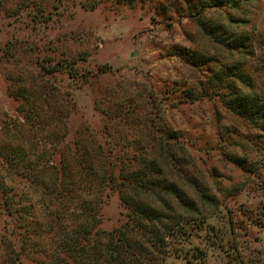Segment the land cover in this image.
<instances>
[{"label":"rangeland","instance_id":"1","mask_svg":"<svg viewBox=\"0 0 264 264\" xmlns=\"http://www.w3.org/2000/svg\"><path fill=\"white\" fill-rule=\"evenodd\" d=\"M80 2L87 3L62 1L58 18L36 29L26 14L6 16L15 2L0 7V127L18 116L9 79L40 75L41 64L75 62L79 79L66 70L52 76L53 85L73 98L69 141L85 127L102 132L96 102L108 114L129 99L150 112L160 108L186 147L193 174L219 200L207 219L219 242L210 247L202 236L194 245L201 242L204 257L191 248V260L168 264H264V127L225 106L234 86L248 88L236 79L220 81L227 68L238 67L264 95V0L209 8L206 0H97L94 10ZM237 40L243 47L234 48ZM102 215V229L119 225L116 195L105 201ZM20 264H34L33 257L23 255Z\"/></svg>","mask_w":264,"mask_h":264},{"label":"trees","instance_id":"2","mask_svg":"<svg viewBox=\"0 0 264 264\" xmlns=\"http://www.w3.org/2000/svg\"><path fill=\"white\" fill-rule=\"evenodd\" d=\"M10 1L15 7L6 16L26 14L36 29L58 18L64 0ZM86 1L81 5L96 8L97 0ZM6 2L0 0V7ZM231 3L206 0L203 7ZM241 47L237 40L234 48ZM39 68L40 75L9 79L18 116L0 127V264H20L23 255L34 264H168L171 258L191 260V248L204 257L201 242L194 241L203 236L210 247L219 242L207 219L220 203L193 174L194 163L161 109L150 112L129 99L108 114L96 102L102 132L85 127L69 141L73 98L53 85L52 76L65 70L73 80L81 75L75 62L64 59ZM229 79L248 91L234 86L222 98L226 108L264 127V95L238 67L227 68L220 81ZM114 195L121 221L102 229V207Z\"/></svg>","mask_w":264,"mask_h":264}]
</instances>
